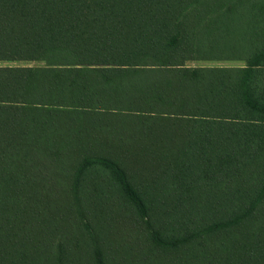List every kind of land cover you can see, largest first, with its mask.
Wrapping results in <instances>:
<instances>
[{
    "label": "trees",
    "instance_id": "16d2710c",
    "mask_svg": "<svg viewBox=\"0 0 264 264\" xmlns=\"http://www.w3.org/2000/svg\"><path fill=\"white\" fill-rule=\"evenodd\" d=\"M6 60L0 264H264V0H0Z\"/></svg>",
    "mask_w": 264,
    "mask_h": 264
},
{
    "label": "rangeland",
    "instance_id": "374dc122",
    "mask_svg": "<svg viewBox=\"0 0 264 264\" xmlns=\"http://www.w3.org/2000/svg\"><path fill=\"white\" fill-rule=\"evenodd\" d=\"M242 61L238 60H224V59H206V60H191L187 62L188 66H221V67H230V66H240ZM42 66L44 65L43 61H0V66ZM52 165L47 164V168H51ZM119 227H122V224H119Z\"/></svg>",
    "mask_w": 264,
    "mask_h": 264
}]
</instances>
